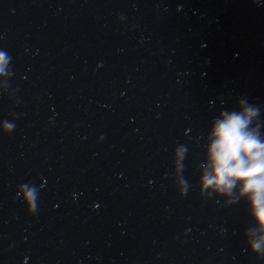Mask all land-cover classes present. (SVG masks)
Masks as SVG:
<instances>
[{
    "label": "water",
    "instance_id": "1",
    "mask_svg": "<svg viewBox=\"0 0 264 264\" xmlns=\"http://www.w3.org/2000/svg\"><path fill=\"white\" fill-rule=\"evenodd\" d=\"M0 53V264H264L200 191L222 112L264 141V0H0Z\"/></svg>",
    "mask_w": 264,
    "mask_h": 264
},
{
    "label": "clouds",
    "instance_id": "2",
    "mask_svg": "<svg viewBox=\"0 0 264 264\" xmlns=\"http://www.w3.org/2000/svg\"><path fill=\"white\" fill-rule=\"evenodd\" d=\"M255 2V0H254ZM4 53H0V71L6 63ZM240 111L222 112L212 130V143L208 149V168L201 178V193L210 189L217 197H231L233 189L240 184V196L247 197L252 214L260 230L264 231V141L249 131V124L257 116L258 109L240 100ZM12 125H6L11 130ZM177 157L184 155L185 149H177ZM27 211H37V196L33 188L22 186ZM187 182L179 194L186 195ZM211 195V193H209ZM235 203V201H225ZM264 245V237L252 243L253 251Z\"/></svg>",
    "mask_w": 264,
    "mask_h": 264
}]
</instances>
